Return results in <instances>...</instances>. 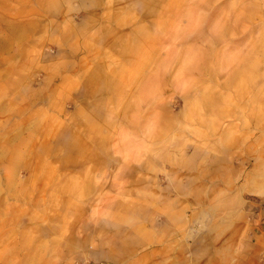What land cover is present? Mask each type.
<instances>
[{"label":"rangeland","instance_id":"1","mask_svg":"<svg viewBox=\"0 0 264 264\" xmlns=\"http://www.w3.org/2000/svg\"><path fill=\"white\" fill-rule=\"evenodd\" d=\"M264 0H0V264H264Z\"/></svg>","mask_w":264,"mask_h":264},{"label":"crops","instance_id":"2","mask_svg":"<svg viewBox=\"0 0 264 264\" xmlns=\"http://www.w3.org/2000/svg\"><path fill=\"white\" fill-rule=\"evenodd\" d=\"M260 236H262V240H263V242H264V231H263V233H261Z\"/></svg>","mask_w":264,"mask_h":264}]
</instances>
